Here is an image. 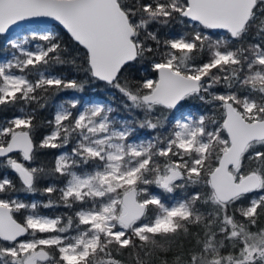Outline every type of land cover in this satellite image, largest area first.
<instances>
[{
    "label": "snow or ice",
    "instance_id": "snow-or-ice-1",
    "mask_svg": "<svg viewBox=\"0 0 264 264\" xmlns=\"http://www.w3.org/2000/svg\"><path fill=\"white\" fill-rule=\"evenodd\" d=\"M0 53V264H264V0H0Z\"/></svg>",
    "mask_w": 264,
    "mask_h": 264
},
{
    "label": "trees",
    "instance_id": "trees-1",
    "mask_svg": "<svg viewBox=\"0 0 264 264\" xmlns=\"http://www.w3.org/2000/svg\"><path fill=\"white\" fill-rule=\"evenodd\" d=\"M7 57V53H0V59H3V58H6ZM49 159V162L51 160V157L48 158ZM25 199H30V200H37V201H43V200H46L47 198L44 197V196H40V195H36L34 197H25ZM41 212L42 214H46V215H55V214H60V213H63L65 212L66 210L63 209V208H57V209H48V210H45V209H42L41 208Z\"/></svg>",
    "mask_w": 264,
    "mask_h": 264
},
{
    "label": "rangeland",
    "instance_id": "rangeland-1",
    "mask_svg": "<svg viewBox=\"0 0 264 264\" xmlns=\"http://www.w3.org/2000/svg\"><path fill=\"white\" fill-rule=\"evenodd\" d=\"M7 58V57H6ZM6 58H3V59H6ZM42 210L40 209V212H41ZM42 213V212H41Z\"/></svg>",
    "mask_w": 264,
    "mask_h": 264
}]
</instances>
